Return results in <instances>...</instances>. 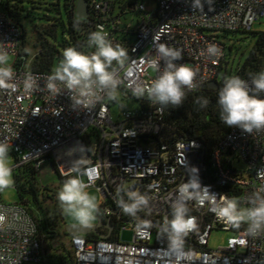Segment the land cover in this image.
<instances>
[{
  "label": "built area",
  "instance_id": "obj_1",
  "mask_svg": "<svg viewBox=\"0 0 264 264\" xmlns=\"http://www.w3.org/2000/svg\"><path fill=\"white\" fill-rule=\"evenodd\" d=\"M78 1L70 0L76 14ZM86 1L88 16L75 27L84 52L94 51L87 48V39L98 29L127 51L125 65L118 71V92L135 102L133 110L123 106L115 114L113 109L122 106L120 97L119 102L104 98L91 108L74 110L63 85L58 96L47 89L52 71L15 66L22 33L0 0V51L14 57L15 73L14 88H0V142L8 143L10 153L18 159L13 170L32 164L41 172L52 159L64 177L77 175L76 168L81 173L91 171V187L103 196V226L95 233L98 237L68 235L64 248L72 255L73 264H264V234L253 238L246 225L230 227L218 218L210 201L202 206L188 202L197 227L185 237L181 252H173L161 235L164 218H171L178 187L189 180L199 178L202 185L209 186L216 193V203L222 196L242 200L264 184L257 176V170L264 168V131L246 134L231 128L209 153L200 139L171 140L164 123L167 107L158 110L161 106L153 105L147 96L133 95L136 86L148 87L158 75L148 68L147 61L156 56L161 44L181 53L177 65L196 72L198 87L187 95L217 81L226 48L219 36L209 33L252 30L257 21L264 20V0H200L202 8L196 9L191 7L192 0H157L153 12L147 11L144 0H133L135 26L113 13V0ZM210 45L218 48V55H209ZM163 67L161 61V70ZM87 137L88 146L83 142ZM236 162L245 167H236ZM80 178L89 182L87 175ZM121 186L149 197L148 206L136 218L125 215L117 205L116 189ZM0 214L4 216L0 221V264H44L48 245L60 246L58 237L47 239L19 204L0 202ZM109 219L115 221L110 236L114 232L117 240L103 237L109 233ZM126 229L133 231L130 242L120 238ZM216 231L232 235L223 246L213 249L210 240Z\"/></svg>",
  "mask_w": 264,
  "mask_h": 264
},
{
  "label": "clouds",
  "instance_id": "obj_2",
  "mask_svg": "<svg viewBox=\"0 0 264 264\" xmlns=\"http://www.w3.org/2000/svg\"><path fill=\"white\" fill-rule=\"evenodd\" d=\"M193 9L202 8L200 0H192ZM78 18L74 27L79 28ZM87 48L94 51L84 52L70 46L63 50L62 59L56 65L47 80V89L53 96H58L63 88L70 93L72 108H91L95 103L107 98L119 102L118 88L121 81L119 69L123 68L128 58L127 51L119 44H114L103 29L89 34ZM209 55H218L215 45L208 47ZM181 59L178 50L164 45H157L156 56L147 61V66L158 73L148 87L136 86L133 95L145 97L153 105L164 107L172 105L179 108L188 91L197 89L196 72L187 65H177ZM161 61L164 67L161 70ZM14 69L6 51H0V88H14L11 83ZM264 71L252 76L250 80L238 75L226 76L223 86L218 91L217 103L220 108V119L229 128H238L242 133L251 134L254 131H264ZM195 103L199 108H207L209 100L197 97ZM58 115V114H56ZM194 145V142H192ZM10 145L0 142V193L14 187L13 168L10 163ZM198 173V169L193 167ZM77 175L64 180L57 192V201L62 213L71 218L81 227H89L100 212V205L95 195L89 192L94 180L91 171L81 173L74 169ZM80 175H87L89 182L85 183ZM257 176L264 180V168L257 170ZM117 205L125 215L136 218L149 204V197L139 191L126 189L123 186L116 189ZM127 197L125 199L124 197ZM194 201L202 206L206 201L213 203V211L219 219L232 228L239 229L246 225V232L255 238L264 234V184L243 197H220L216 203V193L210 187L202 185L199 178L189 180L178 187V196L171 205V218L165 217L161 226V235L168 241L173 252H181L185 237L197 227L195 217L189 215L188 202ZM4 216L0 214V221ZM3 259V257H0Z\"/></svg>",
  "mask_w": 264,
  "mask_h": 264
},
{
  "label": "trees",
  "instance_id": "obj_3",
  "mask_svg": "<svg viewBox=\"0 0 264 264\" xmlns=\"http://www.w3.org/2000/svg\"><path fill=\"white\" fill-rule=\"evenodd\" d=\"M24 1L25 0H4L3 4V10L20 27L22 33L21 46L15 61V66L26 65L27 54L24 52V48L27 44H30L31 36H34L35 38L36 35H39V37L44 38V42H41L40 44L44 43L48 48L46 51H42L44 52L42 53L44 56L42 55L39 57V62L36 61L31 68L37 71L51 72L62 59V53L55 44L51 43L46 38V36H51L54 39H57V31L60 27V22L54 21L48 26L33 25L31 19L32 17H35L34 13L27 10L26 16H23L22 14L25 10V7L22 5ZM133 6V0L128 4H125L122 0H113V13L124 19V16L128 13V9L130 8L133 10ZM66 9L70 20L69 32L74 42L73 46L77 47L78 50L85 51L82 38L74 27V23L78 19L76 7L70 5V0H66ZM221 33L255 34L256 43L244 64L238 65L236 75L241 78L250 79V76L260 71H264V32H253L252 29L250 31H224ZM62 45L65 48L71 46L67 40L62 42ZM225 48L226 56L221 67V72L226 68L224 77L228 76L227 72L230 62L227 61V56L231 51V47H228L226 44ZM39 55H41V50ZM223 79L221 81H216L218 83L216 89L203 87L200 90L187 95L183 104L179 108L173 107L172 105L167 106L164 115V123L167 129V135L171 137V140L179 138L200 139L205 145L206 151L209 153L218 146L220 140L231 129L221 121L220 108L217 103L218 91L223 86ZM197 97H206L209 100L207 108H199V105L195 103ZM83 142L88 146L90 140L87 137L83 139ZM14 156L16 157V155ZM51 162L54 165L55 172L60 178L58 187H51L42 184L40 181V171H37L32 164L22 165L15 169V187L17 188L20 197V201L17 204L28 212L37 223L40 231L45 233L49 240L59 237V228L63 226L65 215L59 207L57 192L62 186L64 180L70 177L62 176L52 159ZM39 182L41 184H39ZM101 214L100 210L99 216H101ZM111 222L114 226V219ZM87 237L97 238L98 236L92 232L87 234ZM109 239L117 240L118 238L113 232ZM48 247L49 253L44 264H73L74 261L72 255L66 251L63 246L52 248L51 245H48Z\"/></svg>",
  "mask_w": 264,
  "mask_h": 264
},
{
  "label": "rangeland",
  "instance_id": "obj_4",
  "mask_svg": "<svg viewBox=\"0 0 264 264\" xmlns=\"http://www.w3.org/2000/svg\"><path fill=\"white\" fill-rule=\"evenodd\" d=\"M125 4L130 3L132 0H122ZM144 6L146 7L147 11L153 12L157 8V0H144L143 1ZM25 7V10L22 12L23 16L27 15V10L34 13L35 17H32L31 22L33 25L36 26H48L52 24L54 21L60 22V27L57 31V39H54L51 36H46V38L53 44L57 46V48L62 53L65 47L62 45V42L68 41L71 46H73L74 42L69 32V26H70V20L69 15L66 9V0H25L22 4ZM137 14L131 10L128 9V13L124 16V20L128 23H131L133 26L136 25ZM44 30V29H41ZM253 32H264V20L257 21L256 24L253 27ZM219 36L220 40L224 42L228 47H231V51L229 52L227 56V61H229V67H228V76L236 75V70L238 68L239 64H244L246 61L249 53L252 51V48L254 47L256 43V36L252 33H230L225 34L221 32L217 33H209ZM44 38L39 37V35L31 36L30 44H27L24 48V52L27 54L26 59V66L32 67V65L38 61L39 57H41L44 53L42 51L47 50V46L43 43L40 44L43 41ZM41 50V55L40 54ZM44 56V55H43ZM9 61L12 65L14 62V57L9 56ZM225 69L220 73V76L218 78V81H221L225 76ZM121 105H117L113 110L115 111V114L120 112L123 109V106L127 110H133L135 107V102L131 99H128L127 97H122V94H119ZM10 155V163L12 165V168L16 166L17 159L12 154ZM236 167H239L240 169H243L245 165L241 162H236ZM16 172L13 170V178L15 181ZM40 181L42 184L49 185L51 187H58V184L60 182V178L58 174L54 170V165L50 160H47L44 164V166L41 169L40 172ZM39 182V184H41ZM130 184H127L126 187H128ZM89 192L96 196L97 202L99 205H102L103 203V196L95 187H90ZM20 201L19 193L17 188L14 187L5 190L2 194H0V202L5 205H11L16 204ZM99 213L96 215V219L92 222L91 226L97 225L99 220ZM64 223L63 226H61L59 229V237L57 238V243L60 246H67L68 245V235L66 234L65 228L67 225L76 224L75 221H73L71 218L64 216ZM232 234L230 232H224V231H216L213 233L211 240H210V246L213 249H217L221 246H223L227 239ZM120 238L122 241L130 242L133 239V231L131 229H126L122 233H120ZM24 264H36L32 262H27Z\"/></svg>",
  "mask_w": 264,
  "mask_h": 264
},
{
  "label": "water",
  "instance_id": "obj_5",
  "mask_svg": "<svg viewBox=\"0 0 264 264\" xmlns=\"http://www.w3.org/2000/svg\"><path fill=\"white\" fill-rule=\"evenodd\" d=\"M88 7H87V1L86 0H79L77 3V17L79 19L84 18L86 16H88ZM204 87H208L211 89H216L218 87V83L216 81H212L210 83H208L207 85H205ZM87 151V149H86ZM103 226V218L99 217L98 223L97 225L94 226H89V227H81L77 224H71V225H67L65 228V231L67 234L69 235H87L89 233H98V228ZM107 227L109 229V233L107 235H103L104 238H108L112 232V230L114 229V226L111 222V219H109L108 223H107Z\"/></svg>",
  "mask_w": 264,
  "mask_h": 264
},
{
  "label": "flooded vegetation",
  "instance_id": "obj_6",
  "mask_svg": "<svg viewBox=\"0 0 264 264\" xmlns=\"http://www.w3.org/2000/svg\"><path fill=\"white\" fill-rule=\"evenodd\" d=\"M101 217V216H100Z\"/></svg>",
  "mask_w": 264,
  "mask_h": 264
}]
</instances>
